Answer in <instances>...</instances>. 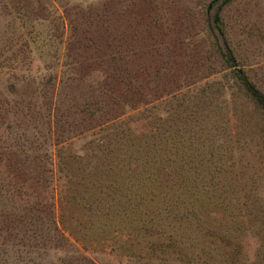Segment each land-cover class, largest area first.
Listing matches in <instances>:
<instances>
[{
	"label": "rangeland",
	"instance_id": "rangeland-1",
	"mask_svg": "<svg viewBox=\"0 0 264 264\" xmlns=\"http://www.w3.org/2000/svg\"><path fill=\"white\" fill-rule=\"evenodd\" d=\"M221 3L0 0V264H264V0Z\"/></svg>",
	"mask_w": 264,
	"mask_h": 264
},
{
	"label": "trees",
	"instance_id": "trees-1",
	"mask_svg": "<svg viewBox=\"0 0 264 264\" xmlns=\"http://www.w3.org/2000/svg\"><path fill=\"white\" fill-rule=\"evenodd\" d=\"M232 0H222L221 6L227 5ZM208 32L211 37L215 40L216 45L218 46L217 41V32L221 34L222 37H225V32L223 28V21L221 18V14L217 11L213 17V22L209 21ZM223 52H221V56L225 60V62L230 63L231 67L237 66L235 57L232 53L231 46H229L228 42L224 40ZM237 79L239 80L242 88L247 92L249 97L253 100V102L263 111L264 113V93L247 77L246 73L242 70H236Z\"/></svg>",
	"mask_w": 264,
	"mask_h": 264
}]
</instances>
